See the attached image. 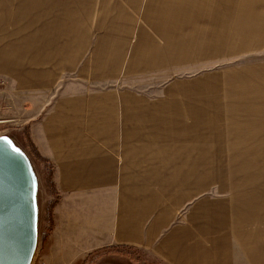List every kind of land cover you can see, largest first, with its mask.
<instances>
[{"label":"rangeland","instance_id":"1","mask_svg":"<svg viewBox=\"0 0 264 264\" xmlns=\"http://www.w3.org/2000/svg\"><path fill=\"white\" fill-rule=\"evenodd\" d=\"M80 11L87 41L78 39ZM153 13L154 0H0V137L25 156L31 214L23 201V216L35 235L26 264H164L149 248L116 244L117 225L128 221L116 167L70 184L47 156V119L64 96L80 93L124 116L154 103L152 113L186 117L193 130L168 138L199 146L200 171L214 177L203 193L227 199L242 264H264V0H230L216 17L185 23L189 47L175 64L139 69L133 32ZM180 83L195 86L188 93ZM160 96L164 104L154 102ZM129 220L141 235L140 221Z\"/></svg>","mask_w":264,"mask_h":264},{"label":"crops","instance_id":"2","mask_svg":"<svg viewBox=\"0 0 264 264\" xmlns=\"http://www.w3.org/2000/svg\"><path fill=\"white\" fill-rule=\"evenodd\" d=\"M229 1L154 0V13L133 32L132 53L139 69L175 64L189 47L183 25L216 17ZM83 7L79 1L78 8ZM78 20V39L87 41L85 26L84 33L80 29L81 20L87 23L85 12L80 11ZM181 85L177 87L187 88L188 93L195 86ZM67 96L47 119L52 123L53 140L47 156L62 169V182L70 184L77 176L106 178L110 167L117 168L128 217L126 228L117 225L116 231L124 238L120 236L117 245L149 248L164 264L243 263L244 240L239 223L224 207L227 199L204 194L213 187L214 177L209 181L200 171L203 159L199 146L177 143L167 136H172L171 132L176 136L175 131H179L182 138L185 129L193 130L182 125L186 117L173 112L169 117L166 110L152 113L154 103H149L141 116H124L101 97L82 99L81 93ZM163 99L166 97L160 96L154 102L164 104ZM133 100L132 96L130 103ZM179 104L187 106V102ZM140 118L143 123L136 126ZM172 118L179 122L170 129L166 121ZM122 152L125 154L120 155ZM118 214L122 212L118 210ZM131 218L142 224L141 235L133 233L135 221Z\"/></svg>","mask_w":264,"mask_h":264},{"label":"water","instance_id":"3","mask_svg":"<svg viewBox=\"0 0 264 264\" xmlns=\"http://www.w3.org/2000/svg\"><path fill=\"white\" fill-rule=\"evenodd\" d=\"M25 157L6 136L0 137V264H26L34 230L24 219L30 211Z\"/></svg>","mask_w":264,"mask_h":264}]
</instances>
